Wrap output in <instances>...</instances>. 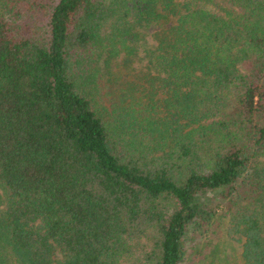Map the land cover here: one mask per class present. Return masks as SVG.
<instances>
[{"label":"trees","instance_id":"1","mask_svg":"<svg viewBox=\"0 0 264 264\" xmlns=\"http://www.w3.org/2000/svg\"><path fill=\"white\" fill-rule=\"evenodd\" d=\"M223 214L264 264V0H0V264H213Z\"/></svg>","mask_w":264,"mask_h":264},{"label":"rangeland","instance_id":"2","mask_svg":"<svg viewBox=\"0 0 264 264\" xmlns=\"http://www.w3.org/2000/svg\"><path fill=\"white\" fill-rule=\"evenodd\" d=\"M227 222V215L223 214L215 223L214 248L209 252L213 264H243L241 242L228 233Z\"/></svg>","mask_w":264,"mask_h":264}]
</instances>
